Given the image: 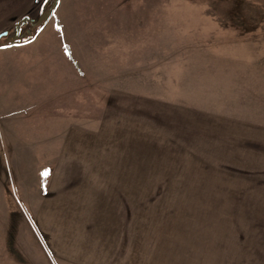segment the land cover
I'll use <instances>...</instances> for the list:
<instances>
[{"label":"rangeland","instance_id":"374dc122","mask_svg":"<svg viewBox=\"0 0 264 264\" xmlns=\"http://www.w3.org/2000/svg\"><path fill=\"white\" fill-rule=\"evenodd\" d=\"M51 2L0 0V33L8 32L0 42L6 43L13 36L17 21L25 16L36 21L42 5L48 3L50 8ZM60 2L56 15L35 35L45 27L38 38L52 40V47L38 42L33 46L35 54L32 44L22 48L23 52H15L19 48L0 49V135H19L33 140L45 134L48 137L46 143L35 140L31 143L33 148L37 147L26 159L25 168H31V189L24 191L6 184V189L0 190L10 214L0 216V246L14 242L5 236L8 233L35 231L34 219L42 204L54 200L60 193L64 196L65 212L70 209L80 212L73 217L119 220L117 238L112 237L110 264H264V158L248 161L217 151L219 143H227L221 140L225 139L223 132L232 130V126L218 125L215 120L194 115H186L184 120L170 112L171 119H165L168 126L155 127V174L144 175V185L155 188L144 189H73L74 168L64 157L71 143L51 140L68 132L71 124L99 113V110L89 112L84 108L88 94H84L86 104L80 103L78 109L68 100L72 89L67 85L71 84L72 75L79 73L75 72V64L63 42L66 36L72 37L70 25L83 27L85 32L89 24L92 27L105 21H125L130 27L128 39H145L155 47V84L162 83L182 53L190 52L202 66L193 71L192 78H186L185 83L220 94L226 84H219L222 79L215 71V62L240 65V69L247 71L245 75L248 68L243 65H251L250 72L264 78V0ZM65 23H70L68 30L63 26ZM143 27H154V30ZM41 50L52 52L56 59L58 55L64 74H60L58 80L51 73L54 71L48 69L47 77L42 79L41 96L38 83L33 93L28 89L31 101L28 108L26 103L18 101L25 97V91L20 86L15 90L14 85L22 83L13 74L15 70L33 69L34 56L39 61L45 54L41 56L38 53ZM88 80L82 78L78 87L87 88ZM79 128L87 132L95 127ZM41 144L45 145V150L38 149ZM1 154L4 153L0 150V180L5 183L15 177L18 185L23 159H9ZM232 166L250 173L231 174ZM216 170L223 172L215 174ZM64 181L70 188L60 190ZM53 185L57 188H52ZM18 197L26 198V206H17ZM32 239V247L38 246L35 237Z\"/></svg>","mask_w":264,"mask_h":264},{"label":"crops","instance_id":"0c3cea01","mask_svg":"<svg viewBox=\"0 0 264 264\" xmlns=\"http://www.w3.org/2000/svg\"><path fill=\"white\" fill-rule=\"evenodd\" d=\"M60 1L52 17L56 15L61 5ZM69 24H63L65 29L68 30ZM70 26L72 37L73 35L79 37L77 39L68 35L63 42L75 64V72L81 73V77L79 73L71 76V84L67 85L72 89L69 91L71 96L68 100L76 104L75 108L78 109L80 103L85 100L84 94H88L84 108L89 112L99 110L97 116L71 124L72 128L68 132L51 138L71 143L70 146H64L66 147L64 157L72 162L74 168L72 173L76 179L71 178L73 189L155 188L144 185V175L155 174V127L161 124L168 126L169 123L165 119H171L170 112L178 114L179 118L184 120L186 115L187 117L194 115L215 120L218 125H230L232 130H224L222 138L225 139H221L227 143H219L217 151L229 152L232 158L242 157L248 161L264 158V78L251 73V65H243L248 68V75H245L247 71L240 69V65L215 62V71L219 72L222 79L219 84L222 86L226 84L223 91L218 94L219 92L205 88H192L191 84L185 83L186 78H192V72L199 70L202 64H198V60L193 58L190 52H184L178 57L177 63L172 65L173 68L166 78L163 76L162 83L155 84V47L145 39H128L130 27L127 22L105 21L98 25L92 24V27L89 24L88 31L85 32L82 30L83 27ZM143 28L154 30V27ZM38 35L28 44L9 48H19L15 52H23L22 48L32 44L35 54L33 46L38 42L52 47V40L41 41ZM38 53L41 56L45 54L39 61L34 56L33 69L15 70L13 74V77L22 83L15 84V90L20 86L25 91V97L18 101L26 103L28 108L31 102L27 95L28 89L33 93L32 90L38 83L41 96L42 79L47 77L48 69L54 71L51 73L57 78L64 74L57 61L58 55L56 59L48 50L47 52L41 50ZM86 77L89 84L87 88L80 89L79 81ZM81 93L84 99L81 98ZM80 126L95 128L93 131L87 129L85 132L79 128ZM34 140L19 135H0V150L4 153L1 155L9 159H23L21 161L23 170L18 177L19 186L16 185L13 176L12 181L4 183L0 180V190L6 189V184L14 189L24 191L31 189V168H25L26 159L30 158L34 149L35 152L37 150L31 143L32 141L46 143L48 137L45 134ZM38 149L42 151L46 147L41 144ZM39 157L41 158V154ZM232 167L230 168L237 171L232 170L231 174L250 173L239 166ZM209 169L214 170L210 167ZM221 172L223 171H214L215 174ZM63 183L64 185L59 187L60 190L70 188L65 184L67 182ZM23 195L25 196L26 192ZM63 198L64 196L59 193L54 200L50 202L46 200L42 204L34 219L35 231L18 230L5 235L14 239V242L8 246H0V264H110L109 258L113 254L112 237L117 238L119 225L116 223L119 220L112 217H73L80 212L73 209L65 212ZM25 199L18 197L15 201L17 206H26ZM6 206V200L0 196L1 217L10 216ZM32 237H35L38 246L32 247Z\"/></svg>","mask_w":264,"mask_h":264},{"label":"water","instance_id":"95a60500","mask_svg":"<svg viewBox=\"0 0 264 264\" xmlns=\"http://www.w3.org/2000/svg\"><path fill=\"white\" fill-rule=\"evenodd\" d=\"M59 6V0H53L50 8H48L47 11H45L43 14L40 15V17L36 20L33 21L30 19L28 16H25L21 18L19 21L16 22L14 26V36L12 37V40L10 43L6 44H1L0 49L3 48H8L14 46L15 41L18 39V34H19V29L22 25H25L27 22L30 23L31 28H36L38 27L41 23H44V25L49 21V19L52 17L54 11L57 9ZM8 36V32L4 31L0 33V41Z\"/></svg>","mask_w":264,"mask_h":264},{"label":"trees","instance_id":"16d2710c","mask_svg":"<svg viewBox=\"0 0 264 264\" xmlns=\"http://www.w3.org/2000/svg\"><path fill=\"white\" fill-rule=\"evenodd\" d=\"M52 2H53V0H52ZM52 2H51V4H52ZM48 3H45L44 5H42L41 14H43L45 11L48 10V8H49L48 7L49 6ZM43 26H44V23H41L38 27L33 28V29L31 28L30 31H26L25 33H23L20 36L18 35V39L15 41L14 46H19V45H22L24 43H27L28 41H31L35 37V35L38 32V30L41 29ZM11 40H12V37L6 43H10ZM6 43H1L0 42V45L1 44H6Z\"/></svg>","mask_w":264,"mask_h":264},{"label":"flooded vegetation","instance_id":"af4514ba","mask_svg":"<svg viewBox=\"0 0 264 264\" xmlns=\"http://www.w3.org/2000/svg\"><path fill=\"white\" fill-rule=\"evenodd\" d=\"M30 29H31V25H30V23H26L25 25H22L21 27H20V29H19V36L20 35H22L23 33H25L26 31H30ZM15 34V33H14ZM14 34H13V36H14ZM12 36V37H13Z\"/></svg>","mask_w":264,"mask_h":264}]
</instances>
